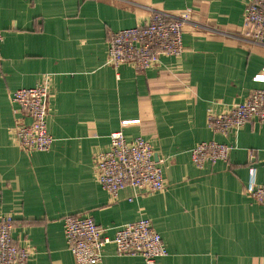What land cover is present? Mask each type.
Returning a JSON list of instances; mask_svg holds the SVG:
<instances>
[{"label":"crops","instance_id":"obj_1","mask_svg":"<svg viewBox=\"0 0 264 264\" xmlns=\"http://www.w3.org/2000/svg\"><path fill=\"white\" fill-rule=\"evenodd\" d=\"M250 0H0V215L14 218L13 237L32 249L31 264H77L64 233L68 215L91 216L113 238L150 219L168 254L156 264H264V204L246 193L250 169L264 182V122L228 136L208 126L264 88V45L246 34ZM191 9L180 58L162 56L138 72L108 64L112 32L149 20L153 10ZM50 76L49 151L27 152L13 128L24 118L11 100ZM122 131L143 137L163 167L166 188L114 198L97 181L94 156ZM234 145L228 161L198 167L201 142ZM100 264H146L140 255L104 248Z\"/></svg>","mask_w":264,"mask_h":264},{"label":"built area","instance_id":"obj_2","mask_svg":"<svg viewBox=\"0 0 264 264\" xmlns=\"http://www.w3.org/2000/svg\"><path fill=\"white\" fill-rule=\"evenodd\" d=\"M191 18V9L178 14L153 10L145 23L112 32L108 41V64L115 69L131 64L138 72H145L158 65L162 56L180 58L185 50L184 27ZM244 26L250 38L264 45V0H250ZM3 40L0 31V69ZM255 81L264 82V70L255 76ZM51 90L52 81L45 75L34 87L12 94V102L30 119V122L24 118L17 120L13 128L17 144L27 152H45L53 146L54 137L48 131L47 121ZM253 121L264 122V88L254 89L246 100L234 103L222 113L208 115L210 129L225 136ZM233 149L234 145L228 143L201 142L192 149V160L200 168L206 163L228 161ZM94 162L97 181L114 198L127 187L143 194L166 188L163 167L155 160L152 144L143 137L128 140L122 131L113 133L110 148L97 152ZM246 193L254 202L264 204V182L257 181L254 167L250 169ZM63 224L77 264H100L109 243L116 245L119 255H140L146 264H156L159 257L168 254L163 239L147 218L119 227L113 238L91 216L68 215ZM14 226L12 215H0V264H31L32 249L16 242Z\"/></svg>","mask_w":264,"mask_h":264}]
</instances>
